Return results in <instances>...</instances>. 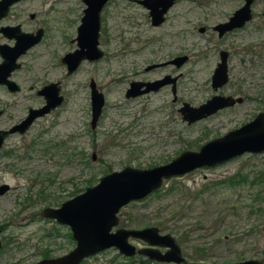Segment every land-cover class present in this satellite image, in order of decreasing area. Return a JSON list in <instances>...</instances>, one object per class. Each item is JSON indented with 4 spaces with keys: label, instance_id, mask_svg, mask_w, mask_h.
Segmentation results:
<instances>
[{
    "label": "rangeland",
    "instance_id": "1",
    "mask_svg": "<svg viewBox=\"0 0 264 264\" xmlns=\"http://www.w3.org/2000/svg\"><path fill=\"white\" fill-rule=\"evenodd\" d=\"M51 1L19 3L17 20L26 28L42 24L48 29L43 41L20 58L21 68L11 76L20 89L9 92L0 85V128H8L26 115L29 106L43 102L35 93L42 81L61 78L67 94L63 106L37 117L25 133L8 136L0 150V183L10 184L0 194V224L4 225L0 264H31L44 250L58 255L72 248L74 242L66 234L69 227L41 216L44 206H59L101 175L127 164L149 167L169 161L184 149H198L264 110V29L254 27L264 26V0L253 3L250 23L220 37L212 26L226 20L243 0H178L169 11L171 19L157 27L151 26L143 9L135 12L140 15L138 26H133L132 19L107 15L100 37L107 56L99 64H106L108 72L84 63L68 77L59 57L76 45V40L68 41L74 34V26L68 27L69 9L74 1L81 2L53 0L48 12ZM132 6L126 10H134ZM30 12L35 18L29 17ZM200 26L205 30L200 31ZM171 30H181L182 38L170 34ZM179 44L189 60L180 68L178 98L173 100L170 90L163 88L126 99L115 81L118 72L134 61L142 67L152 59L168 57L180 50ZM221 49L230 53L229 79L214 89L211 74ZM95 70L100 72L95 77L105 104L92 129L86 84ZM215 93L242 95L244 101L190 123L182 118L183 101L198 105ZM39 132L42 137L31 147V138ZM7 149L13 150L6 155ZM118 215L120 221L113 230L119 225H156L160 232L176 237L187 259L264 262V150L244 152L166 179L146 197L122 206ZM130 241L141 245L136 239ZM137 258L133 264H164ZM131 260L111 246L89 255L82 264H131Z\"/></svg>",
    "mask_w": 264,
    "mask_h": 264
},
{
    "label": "water",
    "instance_id": "2",
    "mask_svg": "<svg viewBox=\"0 0 264 264\" xmlns=\"http://www.w3.org/2000/svg\"><path fill=\"white\" fill-rule=\"evenodd\" d=\"M15 0H0V16L5 13L9 4ZM106 0H85L88 5L84 9V15L77 28V47L73 51L66 52L62 61L67 64L68 72H71L83 59L96 60L103 55L99 47V11ZM150 8V15L154 23L163 20V13L166 11L171 0H140ZM245 0L238 7L228 20L219 22L214 28L222 34L234 27H240L251 18V2ZM93 2V3H92ZM162 8H158L159 5ZM42 30L36 33H22L27 36L23 42L17 41V46L4 50L0 46L2 61L0 62V84H6L11 89L18 88L9 75L10 72L19 67L17 57L26 49L38 41ZM228 79L227 52L220 51V61L212 75V86L217 88ZM163 81V80H162ZM162 81L146 82L144 88L128 91L127 95H135L155 89ZM139 86L142 83H138ZM58 82H51L45 85L40 91L47 99V104L38 108L30 109L28 115L21 121L9 128H0V149L5 138L13 132H24L29 128L32 121L39 115L49 111L50 108L59 104L62 96L59 95ZM136 85V84H135ZM138 86V85H136ZM91 125L94 128L101 114L105 98L102 92L91 82ZM53 95H47L44 91L50 89ZM240 96L214 94L199 105H191L184 102L179 108L183 119L188 123L206 117L217 110L230 106L236 101H241ZM2 108H0V114ZM264 150V111H260L252 119L242 125L230 129L221 136L212 138L200 145L198 149H184L167 162L149 167H137L125 165L101 175L98 181L89 185L85 190L73 195L61 202L59 206H44L41 216L55 218L61 223L67 224L76 240V246L67 253L57 257L40 259L34 264H79L84 258L102 249L115 246L121 253L134 254L136 247L129 241V237L138 238L148 245L137 249V252L152 259L160 261H184L181 250L175 237L171 233H162L156 225L144 227H112L119 222V209L133 200H139L158 189L164 180L171 177L183 175L195 168L213 166L233 156L244 152H260ZM95 158V152L92 153ZM9 189L8 183L0 184V193ZM264 229V224H263ZM159 245L169 246L170 249L161 252ZM183 264H264L256 258L244 259L241 261H194Z\"/></svg>",
    "mask_w": 264,
    "mask_h": 264
},
{
    "label": "flooded vegetation",
    "instance_id": "3",
    "mask_svg": "<svg viewBox=\"0 0 264 264\" xmlns=\"http://www.w3.org/2000/svg\"><path fill=\"white\" fill-rule=\"evenodd\" d=\"M22 1H24V0H15V1H13L12 3H10L9 4V7H8V9H7V11L5 12V13H3L1 16H0V46H2V48L4 49V50H8V49H10L11 47H13V46H17V44H16V42L17 41H20V42H23V39H27L28 37L27 36H24V35H22V33L24 32V33H29V32H33V33H36L39 29L40 30H42L41 32V36H40V38H39V40L38 41H36V42H34L33 44H31L27 49H26V51L25 52H23V53H21L18 57H17V61L20 63V66L19 67H17V68H15V69H13L11 72H10V75H9V77L12 79V80H14L11 76H13V73L17 70V69H19V68H21V66H22V62H21V60H20V58H22L24 55H26L28 52H29V50H31L33 47H35V46H37V45H39L42 41H43V39H44V36H45V34H46V32H47V29H48V27L46 26V25H38V26H35L34 27V29L33 28H26L25 26H24V22L23 21H20V20H17L16 18L18 17V16H20V14H21V12L20 11H17L16 10V8L18 7V5H19V3H21ZM53 1V0H52ZM52 1H51V4H50V6L47 8V10H48V12H50L52 9H53V3H52ZM80 2L81 3H78L77 4V1H74V3H72L71 4V6H70V9H69V11L72 13V18H70L69 20H68V27L70 28L72 25L74 26V34H71V36H69L68 37V41L69 42H72V41H75L76 40V45H74V46H72V47H69V49L68 50H66L60 57H59V63H62V65L64 66V76L65 77H68V76H73L74 74H76L82 67H83V65H84V63H91V64H95L96 66H98L99 67V70H100V72H101V70H102V72H104V73H106V72H108V69L106 68V64H99V62H101L102 60H104L105 59V57L107 56V52H106V50L103 48V47H101V40H100V37H101V33L103 34V32H105V30H106V26H105V19H106V17H107V15H110V14H112L111 16H116V17H121V18H128V19H132V23H133V26H138L139 25V22H138V19H137V17L138 16H140V15H136L135 14V12H139V13H141L140 12V9H143L144 11H145V15H146V17L148 18V21L150 22V24H151V26L152 27H157V26H161V25H163L164 23H166L168 20H170L171 18V16H170V10H171V8L178 2V0H171L170 1V5H168L167 6V8H166V11L163 13V20L161 21V22H159V23H154L153 22V20H152V17H151V15H150V8L149 7H147L146 5H144L140 0H106L104 3H103V5L101 6V9H100V11H99V17H100V28H99V47H100V49H102L103 50V55L101 56V57H99V58H97L96 60H89V59H83V60H81L80 61V63L77 65V67L76 68H74L71 72H68V69H67V64L65 63V62H63L62 61V56L66 53V52H69V51H73L76 47H77V39H76V36H77V28H78V25H79V23H80V21H81V17L85 14L84 13V9L88 6L87 4H86V2H85V0H80ZM245 2V0H243V2H242V4ZM255 2V0H253L252 2H251V5H250V7H251V18L249 19V20H247L246 22H245V24H243V25H246V24H248V23H250V21L252 20V19H254V14H253V9H252V5H253V3ZM93 3V2H92ZM125 3L127 4V5H125ZM80 4H82V5H80ZM130 4H133L134 6H132V8H134V10L133 9H131V11L129 12V11H127L126 10V7L127 6H130ZM241 4V5H242ZM240 5V6H241ZM240 6H238V7H240ZM163 7V5H159L158 6V8L160 9V8H162ZM237 7V8H238ZM237 8H235L229 15H228V17H227V19L226 20H228V18L231 16V15H233V13L235 12V10L237 9ZM47 12V13H48ZM35 16H36V14L34 13V12H30L29 13V17L30 18H35ZM19 19V18H18ZM226 20H224V21H226ZM261 20L262 21H264V10H263V12H262V17H261ZM128 22V21H127ZM126 22V23H127ZM220 22H223V21H220ZM219 22H217L216 24H218ZM215 25V24H214ZM214 25L212 26V28L215 30V31H217V34H218V36L220 37V36H222L223 34H225L226 32H229V31H231V30H233V29H235V28H237V27H234V28H232V29H229L228 31H225V32H223L222 34H220L219 33V31L217 30V29H215L214 28ZM242 25V26H243ZM256 26V29H264V26L262 25V24H259V23H257V24H255L254 25V27ZM120 27H122V26H120ZM120 30L122 29V28H119ZM199 30L200 31H204L205 30V27L204 26H200V28H199ZM124 31H125V29H124ZM120 32V31H119ZM170 34H173L174 36H176V38H182V33H181V30H171L170 32H169ZM76 35V36H75ZM122 39H124V38H122ZM150 41H152V39H150ZM179 51L178 52H175V53H173V54H167L168 55V57L166 56L165 58H161V59H152L151 61H147L142 67H139V65L137 64L138 62L137 61H134L133 63H132V65L130 66V67H128V68H122L119 72H118V76H116V78H115V81H117V82H119V84L121 85V88L123 89V92H122V94L124 95V97L126 98V99H132V98H134V97H136V96H139V95H141V94H145V93H149V92H152V91H157V90H160V89H163V88H168L169 90H170V92H171V94H172V96H173V100H176L177 98H178V92H179V88H178V85H179V81H180V78H181V75L183 74V71L182 70H180V68L182 67V66H185L186 65V63H187V61L189 60V55H188V53L187 52H183L182 51V45H180L179 44ZM126 50H130V49H126ZM126 50H124L123 48L121 49V51H126ZM139 50V49H138ZM221 50H223V51H226L227 52V72H228V79H229V69H228V62H229V51L228 50H226V49H221ZM221 50H219V60L217 61V63H216V65H215V67L217 66V64H218V62L220 61V51ZM20 60V61H19ZM2 61V56H1V53H0V62ZM139 61V60H138ZM173 67H174V69H173ZM215 67H214V69H215ZM158 68H162V69H158ZM214 69H213V71H212V74H211V85H212V75H213V73H214ZM109 70H111V69H109ZM99 71H97V70H95V73L94 74H91L90 76H89V78H88V82H87V86H88V91H89V93H88V95H89V99H90V113H91V90H92V87H91V82L93 81L94 82V84H95V87L100 91V92H102L103 93V95H104V97H105V94H104V91H103V89H101V87H100V85L98 84V82H97V80H96V77L95 76H97L98 77V75H99V73H100ZM228 79H227V81L225 82V83H227L228 82ZM157 80H159V81H162V83H160L159 85H158V87L157 88H155V89H151V90H149V91H146V92H142V93H137V94H135V95H132V94H130V95H127V93H128V91H129V89L130 90H133V89H135V88H137V89H140V88H144L145 87V83L146 82H152V83H154L155 81H157ZM15 81V80H14ZM51 82H58V86H59V90H58V92H59V95L60 96H62V100H61V102L59 103V104H57L56 106H54V107H52V108H50L49 109V111H47V112H45L44 114H42V115H39V116H37V117H40V116H43V115H46L47 113H49V112H51L52 110H55V109H58V108H60L61 106H63L64 104H65V101H66V96H67V94L65 93V91H64V89H63V80L61 79V78H56V79H52V80H44V81H42L41 83H40V86L36 89V91H35V93L38 95V96H42V98H43V102L40 104V105H38V106H29L28 107V111H27V113H26V115L23 117V118H21L20 120H18L17 122H19V121H21L22 119H24L27 115H28V113H29V110L30 109H38V108H40V107H42V106H44V105H46L47 104V99H46V97H45V95L43 94V93H40V91L39 90H41L45 85H47V84H49V83H51ZM15 83L17 84V86H18V88H15V89H11L9 86H7L6 84H3V83H1L0 85H3L9 92H16V91H18L19 89H20V85L18 84V82H16L15 81ZM138 83H142L140 86H139V84ZM225 83H223V84H225ZM138 85V86H136V85ZM222 84V85H223ZM221 85V86H222ZM213 87V86H212ZM219 87V86H218ZM217 87V88H218ZM214 88V87H213ZM214 89H216V88H214ZM47 95H53L54 94V91L52 90V88H50V89H46L45 91H44ZM215 94H219V93H215ZM214 94H212L211 96H213ZM223 95H231V96H233V97H238V96H240L241 98H242V100L241 101H236L234 104H232V105H230V106H233V105H235V104H238V103H241V102H243L244 101V96H242V95H237V96H234L233 94H223ZM210 96V97H211ZM210 97H208L207 99H209ZM206 99V100H207ZM205 100V101H206ZM184 102H187V101H183V103ZM204 102V101H203ZM183 103H182V105H183ZM189 103V102H188ZM202 103V102H201ZM104 104H105V102H104ZM181 105V106H182ZM199 105V104H198ZM180 106V107H181ZM179 107V108H180ZM227 107H229V106H227ZM223 108H225V107H223ZM103 109H104V105H103V107H102V111H101V114L103 113ZM222 109V108H221ZM180 111V110H179ZM260 111H264V110H260ZM260 111H258L256 114H258ZM181 112V111H180ZM3 114V109H2V112H1V114H0V116ZM101 114H100V116H101ZM255 114V115H256ZM181 115H182V112H181ZM100 116H99V118H100ZM36 117V118H37ZM36 118L32 121V123H31V125L29 126V128L32 126V124H33V122L36 120ZM99 118H98V120H99ZM183 118V117H182ZM252 119V118H251ZM185 120V119H184ZM187 121V120H186ZM17 122H15V123H17ZM98 122V121H97ZM247 122V121H246ZM15 123H12L9 127H11L13 124H15ZM90 126H91V128L93 129V127H92V125H91V119H90ZM96 126H97V124H96ZM95 126V127H96ZM8 127V128H9ZM94 127V128H95ZM29 128L28 129H26L24 132H13V133H10V134H8L7 136H6V138L8 137V136H10V135H12V134H15V133H18V134H23V133H25L27 130H29ZM236 128V127H235ZM232 129H234V128H232ZM229 131V130H228ZM222 135V134H221ZM221 135H218V136H221ZM218 136H215V137H218ZM40 137H42V133L41 132H39L36 136H34V137H32L31 139V142L33 141V140H35V139H38V138H40ZM214 137V138H215ZM5 138V139H6ZM212 139V138H211ZM210 140V139H209ZM206 141H208V140H206ZM205 141V142H206ZM5 142V141H4ZM204 143V142H203ZM202 143V144H203ZM3 147V146H2ZM2 149V148H1ZM0 149V150H1ZM8 151H9V153L8 154H10L11 152H12V150L13 149H7ZM7 155V154H6ZM91 157H92V154H91ZM234 157V156H233ZM93 158V157H92ZM94 159V158H93ZM230 159V158H229ZM2 183H7V182H2ZM1 184V183H0ZM9 184V183H8ZM9 187H10V184H9ZM8 190V189H7ZM6 190V191H7ZM6 191H4L3 193H0V194H4ZM80 193V192H79ZM61 204V203H60ZM42 209V208H41ZM41 211V210H40ZM119 216V215H118ZM120 217V216H119ZM50 218V217H49ZM52 220L53 221H55L56 223H59L60 225H66V226H68L67 224H65V223H61V222H59V221H57L55 218H52ZM119 221H120V218H119ZM119 223V222H118ZM4 227V225H2V224H0V250L4 247V242H3V239L1 238L2 236H1V233L3 232V228ZM69 227V226H68ZM118 227H128V226H124V225H119ZM116 229V228H115ZM114 229V230H115ZM112 231H114L113 230V227H112V229H111ZM59 231V230H58ZM68 236H70L71 238H72V240H73V242H74V244H73V246H72V248H70L68 251H66V252H63V253H61V254H58V255H52V254H50V252L49 251H47V250H44V251H42L41 252V257H40V259H44V258H52V257H57V256H60V255H62V254H64V253H67V252H69L70 250H72L75 246H76V240H75V238L73 237V233H72V231H71V229H70V227H69V232L67 231V233H66ZM172 234V233H171ZM60 235H62V233H60ZM64 235H65V233H64ZM173 235V234H172ZM174 236V235H173ZM175 237V236H174ZM130 239H136V240H138V241H140V243H141V245H137V244H135V243H133V242H131L130 241ZM129 241L131 242V243H133L134 245H135V247H136V250H135V252H134V254H125V253H121L120 251H119V249H118V253H119V255H125V256H127L128 258H130V259H132L131 260V264H133V263H136V261L135 260H138V258L137 257H146V258H148L149 260L151 259V260H156V259H152V258H149V257H147V256H144L143 254H140V253H138L137 252V249L138 248H140V247H143V246H153V245H148L145 241H143V240H141V239H138V238H133V237H129ZM175 241L178 243V245H179V247H180V250H181V255H182V257L184 258V261H181L180 263H176V262H174V261H160V260H156V261H159V262H162V263H167V264H183V263H185V262H194V261H205V260H193V259H187L186 258V256L183 254V251H182V247H181V245H180V243L177 241V239H176V237H175ZM5 246H6V244H5ZM159 249H160V251L161 252H163V253H165V251H167V250H169L170 249V247L169 246H166V245H159V246H157ZM89 257V256H88ZM87 258V257H86ZM86 258H84L79 264H82V262L86 259ZM40 259H38V260H40ZM37 260V261H38ZM37 261H35V262H37ZM139 261H141V260H139ZM35 262H33V263H31V264H34Z\"/></svg>",
    "mask_w": 264,
    "mask_h": 264
},
{
    "label": "trees",
    "instance_id": "4",
    "mask_svg": "<svg viewBox=\"0 0 264 264\" xmlns=\"http://www.w3.org/2000/svg\"><path fill=\"white\" fill-rule=\"evenodd\" d=\"M36 143H38V140H33L32 142H31V147H33ZM5 154H8L9 153V151L8 150H4L3 151ZM90 183H91V180H90ZM89 186V185H88Z\"/></svg>",
    "mask_w": 264,
    "mask_h": 264
}]
</instances>
